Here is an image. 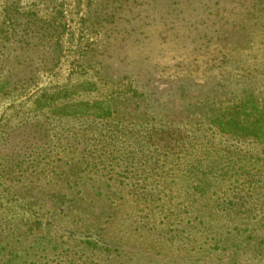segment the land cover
Listing matches in <instances>:
<instances>
[{"label":"rangeland","instance_id":"rangeland-1","mask_svg":"<svg viewBox=\"0 0 264 264\" xmlns=\"http://www.w3.org/2000/svg\"><path fill=\"white\" fill-rule=\"evenodd\" d=\"M261 1L0 0V82L10 81L0 94V161L11 155L28 158L40 161L46 171L41 183L44 192L41 198L37 196L34 208L0 189L1 223L16 233L14 237L10 234L8 252L28 248L24 254L28 264H85L88 255L90 264H161L157 260L174 254L152 239L154 236L147 239L149 225L132 223L136 217L143 219L140 215L147 220L150 208L157 219L170 208L175 213L192 210L189 193L198 195L202 204L201 191H195L197 181L180 166L171 169V163L164 164L168 157L151 159L146 171L136 174L149 181L148 191L139 194L146 192L149 203L140 210L129 197L127 206L132 202L129 208L134 209V216L124 225L118 218L111 226L106 214H100L105 206L83 200L67 207L53 202L60 194L81 199L93 194V188L83 185L85 178L90 179L85 169L89 161L99 162L95 179L105 174L104 180L127 177L130 186V181L136 180L124 170L132 168V161L123 159L121 144L115 149L103 142L105 135L100 138L114 125L137 130L140 123L156 129L183 124L193 140L197 136L198 142H207L208 147L231 144L235 149L239 145L249 152L240 164L254 177L257 174L258 190L264 192V145L251 140L235 143L199 120L214 94L230 100L252 86L259 103H264V14L257 12L263 6ZM187 66L192 77L182 73ZM251 69L255 76L249 78L246 74ZM219 81H223L221 85ZM112 99L117 107L111 117H99L97 109L78 114L73 108L71 115L53 110L63 104H81L84 109L83 101L97 104L96 100ZM189 153L196 154L195 158L206 157L190 145L178 158ZM209 153L228 172L217 198L248 193L240 191L246 186L237 181L238 175L231 168L237 159ZM101 155L108 156L107 167L101 163ZM157 188L162 200L151 193ZM124 212L115 211L113 218ZM238 215L242 220L245 214ZM87 230H98L117 240L115 246L124 249L122 254L113 253L111 260L99 261L101 250L83 245ZM258 233L264 234V227ZM250 242L243 244L237 263L233 253L205 252L209 245L202 243L188 251L196 264H226L230 260V264H264V254L255 251Z\"/></svg>","mask_w":264,"mask_h":264},{"label":"trees","instance_id":"trees-1","mask_svg":"<svg viewBox=\"0 0 264 264\" xmlns=\"http://www.w3.org/2000/svg\"><path fill=\"white\" fill-rule=\"evenodd\" d=\"M261 4L263 6L257 9V12L262 11L264 14V0L261 1ZM257 68L258 66H256ZM254 69L248 71L246 76L249 78L255 76ZM182 73L192 77V69H190V66L185 67ZM223 76L221 74V77ZM196 77H199V74ZM219 82V85H221L223 81ZM9 84L10 81L7 83L0 82V94L8 88ZM258 100L256 88L252 86L245 88L241 96L235 95L230 100L219 98L214 94L206 104L207 108L200 114L199 120H202L200 121L201 123L214 129L218 135L233 138L235 143H243L251 140L252 142L257 141L261 145H264V103L261 104ZM96 103L90 104L89 102L83 101L84 109L80 108L81 104L79 107L77 105L63 104L53 108V110L59 115H71L70 109L73 108H75L73 109L75 113L97 109L96 112H100L99 117H111L113 115V109L117 107V102L113 99L109 102L106 100H96ZM114 127L108 133L102 132L100 138L103 140L105 135L103 142L107 141L115 149L116 145L121 144V148L124 150L122 151L123 159L132 161V168L127 167L124 170L131 172L136 180H131L130 186L128 185L129 178L127 177L114 180L107 178L104 180L103 177L106 176L105 174V176L95 179V170H99L100 168L98 167L99 162L92 163L89 161L85 169H87V175L90 179L85 178L83 185L87 189L93 188V194L83 195L82 199L72 194H60L57 200H53V202L55 201V205L62 203L64 207H67L69 205L79 204L83 200L87 203L95 204L98 207L105 206L100 211V214L102 212L106 214V219L110 220L111 226H114V221H118V218V222L124 225L134 216V209L130 211L129 208L132 202L128 207L127 201L130 202L131 199L139 206L140 210L145 209L144 206L149 203L150 196H147L146 192L143 196L139 195L141 191H148V189H145L149 181L147 178L141 176L136 177V174L145 172L150 166L149 161L151 159L157 158L158 161L161 157H168L169 160L163 159L164 164L171 163L173 165L171 169L180 166L182 172L190 173L192 175L190 178L197 181L195 191H201L199 195H201L202 204L205 202V205L198 203V195L189 193L187 200L193 203L192 210L184 208V210L180 209L179 213H175L174 208H170V211L166 210L164 212V217L161 219L158 217L157 219V214L152 212L153 209L149 206L147 220L144 218V215H140L138 217L143 219L138 220L136 217L132 221V223L135 221L140 227H147L149 225V229L145 233V236L148 237L147 239L150 240L149 237L151 235L154 236L152 239H155L157 243H162L163 247L166 246L165 248L168 249L169 253H174L172 256H163L157 261L160 263L162 261L161 264H196L197 260H193L188 249H191L195 244L199 243L209 245V247H204L203 251L205 252L208 250H220L226 254L233 253L235 263L242 256L239 251L245 242L251 241L250 245L254 247L255 251L264 254V234L258 233L260 227H264V192L258 190L259 186L256 184L257 174L254 177L249 170H244L245 164H240L242 161L241 158L243 156L247 158L249 152H244L239 145L233 149L231 144L219 147H208L207 142H198L199 138L197 136H195L196 140H193L188 129L184 128L183 124H179L178 126L168 125L164 129H156L151 124L146 125L144 123H140L139 127L141 128L137 130L119 127L118 125H114ZM193 127H195L194 124ZM203 138L206 137L204 136ZM210 141H212V137L208 140L209 143ZM149 143L151 145L148 146ZM190 145L206 157L195 158L194 155L196 154H190L193 153L191 151L187 154V157L185 156L186 158H178V156H181L183 152L189 149ZM117 150L121 151L118 148ZM209 152H220L227 158L237 159V162L231 168L238 175L236 177L237 181H241L240 184H245L246 186L241 188L240 191L249 190L248 193L243 195L237 194L238 196H233V198L228 197V199L220 198V196L217 198L218 192L223 189V184L225 185V182H222V178L227 179L228 172L224 170V166L221 167V163L217 159L212 158ZM100 157L102 159L101 163L107 167L106 163L110 164L108 156L101 155ZM261 159V161H264V158ZM39 164L40 161L34 162L28 158L20 159L13 155H11L10 159L1 160L0 189L4 190L11 197L25 202L29 208H34L36 206L35 200L38 195H40L39 198L42 197L41 195L44 192L42 187L45 186L41 185V183L44 181L43 176L46 171L41 166L42 164ZM239 169L246 172H241ZM210 174L214 175V180ZM36 175H39V178L35 180ZM242 177H245L243 181L240 180ZM155 191L156 193L154 191H151V193L154 196L160 197L162 192L159 188L157 190L155 189ZM160 199L162 200L161 197ZM223 205H225L222 208L223 210H218ZM227 206L230 207L228 208ZM64 207L60 209H64ZM237 208L238 210L240 208V210L237 211ZM121 209L125 211L122 213L123 215L113 218L114 212L120 211ZM107 210L110 211L107 212ZM111 210L113 211L111 212ZM240 212H244L245 214L242 220L238 215ZM150 216L153 217L152 220L149 218ZM1 219L0 216V264H28L30 260L24 259L26 258L24 254L28 252V248L24 247L20 251L14 250L8 252L7 244L10 245V234L14 237L16 233L14 231L9 232L2 225ZM253 222H255V226L252 228L251 225ZM140 231L142 233V229ZM27 232H25V235H28ZM244 232L248 233L245 234ZM83 235H85L83 237V245L85 248L89 247L92 250H101L102 257L99 261L104 259L111 260L110 258L113 253L122 254L124 250H120V248H117L118 246H115L117 240L112 237L107 238L101 231L87 230ZM142 235L144 236L143 233ZM128 236L131 238L132 235L130 234ZM156 253L158 254L157 250ZM17 258H21L22 260L18 261ZM150 260L152 259L150 258ZM91 262V256L89 255L83 260L85 264H90ZM230 262L226 264H230ZM204 264L213 263L204 262Z\"/></svg>","mask_w":264,"mask_h":264}]
</instances>
